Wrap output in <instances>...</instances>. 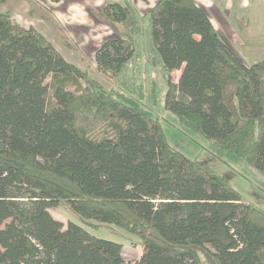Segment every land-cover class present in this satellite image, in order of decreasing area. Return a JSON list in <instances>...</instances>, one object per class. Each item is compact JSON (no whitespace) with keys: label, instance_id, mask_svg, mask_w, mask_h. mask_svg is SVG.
Wrapping results in <instances>:
<instances>
[{"label":"trees","instance_id":"1","mask_svg":"<svg viewBox=\"0 0 264 264\" xmlns=\"http://www.w3.org/2000/svg\"><path fill=\"white\" fill-rule=\"evenodd\" d=\"M101 12L130 33L140 28L129 1ZM150 15L163 107L264 175V59L246 63L195 0H157ZM130 33L94 50L101 75L118 77L134 57ZM148 100L99 89L41 31L0 9V264H129L121 243L54 218L49 208L62 202L138 236L134 264H264V211L172 146L157 91Z\"/></svg>","mask_w":264,"mask_h":264},{"label":"rangeland","instance_id":"2","mask_svg":"<svg viewBox=\"0 0 264 264\" xmlns=\"http://www.w3.org/2000/svg\"><path fill=\"white\" fill-rule=\"evenodd\" d=\"M108 1H129L132 5L139 3L135 9L140 26L138 32L130 33L120 24L107 23L101 11L103 4ZM195 1L206 7L219 36L246 63L252 64L264 59V0H219L221 6L216 11L212 10L215 6L212 0ZM156 2L157 0H0V9L9 12L17 24L26 27L33 25L41 31L65 59L84 71L99 89L125 90L133 96H141V103L145 106L149 103V96L157 91L158 120L168 142L186 156L197 158L223 176L240 193L241 203L251 204L264 211V175L247 162L231 161L220 154L211 140L184 125L174 113L163 107L167 84L163 78L161 62L154 54L156 42L151 36V30L155 26L151 23L150 12ZM243 5L244 9L241 7ZM129 33L135 41L134 57L127 62L118 77L110 79L101 75L95 69L94 50L109 36ZM179 75L180 70H173L171 80L177 82ZM148 124L152 128V124ZM139 134L140 144L145 148L148 133L139 127ZM49 212L64 227L67 222L72 221L97 237L121 243L122 257L129 264H134L141 256V239L121 227L100 224L93 219L82 220L63 202L49 208Z\"/></svg>","mask_w":264,"mask_h":264},{"label":"crops","instance_id":"3","mask_svg":"<svg viewBox=\"0 0 264 264\" xmlns=\"http://www.w3.org/2000/svg\"><path fill=\"white\" fill-rule=\"evenodd\" d=\"M7 1V0H6ZM143 1V0H142ZM212 2H213V5H215V6H213L212 7V10H215L216 11V9H218L219 10V5L221 6V2L219 1V0H212ZM227 2V1H226ZM104 5V4H103ZM154 4H152V6H153ZM200 5V4H199ZM134 8L135 9H137L138 8V6H139V3H134ZM152 6H150V7H152ZM200 6H203L202 4L200 5ZM204 7V6H203ZM243 9H244V5L243 6H241ZM251 8H252V6L250 7V10H251ZM205 9H206V7H205ZM224 9H227V8H225L224 7ZM207 10V9H206ZM211 10V9H210ZM246 10V12L248 11L247 9H245ZM250 10H249V12H250ZM249 12H248V14H249ZM247 14V15H248Z\"/></svg>","mask_w":264,"mask_h":264}]
</instances>
